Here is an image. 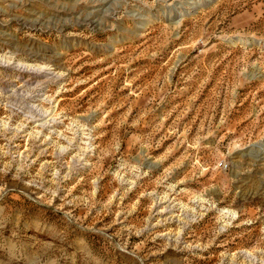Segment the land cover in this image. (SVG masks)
<instances>
[{
  "label": "rangeland",
  "instance_id": "1",
  "mask_svg": "<svg viewBox=\"0 0 264 264\" xmlns=\"http://www.w3.org/2000/svg\"><path fill=\"white\" fill-rule=\"evenodd\" d=\"M0 264H264V0H0Z\"/></svg>",
  "mask_w": 264,
  "mask_h": 264
}]
</instances>
